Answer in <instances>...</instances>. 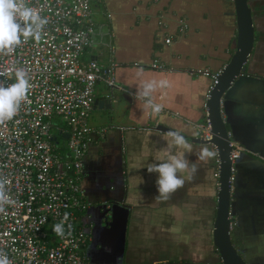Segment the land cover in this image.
<instances>
[{"label": "crops", "instance_id": "obj_1", "mask_svg": "<svg viewBox=\"0 0 264 264\" xmlns=\"http://www.w3.org/2000/svg\"><path fill=\"white\" fill-rule=\"evenodd\" d=\"M91 3L93 44L83 58L105 67L114 64L115 86L97 84L88 117L94 134L83 160L81 188L92 207L81 220L93 227L84 253L92 264H221L212 240L217 156L198 161L195 176L181 173L183 188L163 202L155 200L157 175L149 174L147 166L186 152L169 148L171 137L156 126L198 138L196 125L214 76L236 47L232 0ZM248 4L254 26L246 64L251 77L232 86L222 116L231 145L241 150L231 179L232 240L246 264H264V0ZM153 79L168 81L151 96L163 105L156 115L145 100L134 98L138 87ZM189 143L192 152L185 157L195 162L194 153L204 144Z\"/></svg>", "mask_w": 264, "mask_h": 264}, {"label": "built area", "instance_id": "obj_2", "mask_svg": "<svg viewBox=\"0 0 264 264\" xmlns=\"http://www.w3.org/2000/svg\"><path fill=\"white\" fill-rule=\"evenodd\" d=\"M25 3L47 22L38 39L21 37L11 52L0 51V85L14 83L17 68L31 85L17 114L0 123V177L16 202L0 213V252L11 264H92L84 248L93 224L81 220L92 207L81 188L83 160L94 134L88 117L96 86L114 88V64L83 58L93 44L91 0ZM196 129L198 139L211 138L207 123ZM52 131L66 139L62 148ZM240 152L232 146V163ZM62 220L58 236L52 228Z\"/></svg>", "mask_w": 264, "mask_h": 264}, {"label": "clouds", "instance_id": "obj_3", "mask_svg": "<svg viewBox=\"0 0 264 264\" xmlns=\"http://www.w3.org/2000/svg\"><path fill=\"white\" fill-rule=\"evenodd\" d=\"M46 22L35 9L26 6L25 0H0V51L11 52L15 45L21 43V37L25 41L30 37L38 39L40 29ZM142 71L141 69L140 72ZM4 75H6L5 72H0V76ZM137 75L139 76L140 73ZM30 86L27 73L21 68L15 70L14 83L0 85V123L11 120L17 114L20 104L27 97ZM167 86L168 81L166 79L158 81L153 79L144 82L138 87L134 98L145 100L146 107L151 109L152 115H156L162 111L163 105L154 103L151 96L158 88L163 89ZM166 135L172 139L169 148H183L186 150L185 153L192 152L191 144L180 132L169 130ZM185 153L181 155L170 154L163 162L152 163L147 166L149 174L155 173L157 175L155 183L158 195L155 200L161 202L169 200L185 184L181 173L187 170L192 176H195L199 171L198 161L203 162L217 156V152L211 150L207 145L202 146L194 153L197 158L195 162H190L185 157ZM8 183L10 181L7 178L0 177V213L5 212V205L16 203L6 192L5 186ZM66 219L67 213L65 214ZM65 220L53 225L52 231L58 236L64 234ZM0 264H11L8 256L2 252H0Z\"/></svg>", "mask_w": 264, "mask_h": 264}, {"label": "water", "instance_id": "obj_4", "mask_svg": "<svg viewBox=\"0 0 264 264\" xmlns=\"http://www.w3.org/2000/svg\"><path fill=\"white\" fill-rule=\"evenodd\" d=\"M232 4L237 27L235 51L228 63L223 66L219 73L215 74L214 83L206 98L205 113L199 122L209 125L211 138L208 141H204L198 138L189 139L185 137L191 142L210 145L217 152L218 194L212 240L220 262L221 264H246L235 248L231 236L233 227L230 213L233 173V163L231 161L232 146L229 132L222 116V104L227 99L232 86L238 80L251 77L247 74L246 64L253 49L254 26L248 0H232ZM110 97H113V91H110ZM155 129L163 133L172 130L162 125L156 126Z\"/></svg>", "mask_w": 264, "mask_h": 264}, {"label": "rangeland", "instance_id": "obj_5", "mask_svg": "<svg viewBox=\"0 0 264 264\" xmlns=\"http://www.w3.org/2000/svg\"><path fill=\"white\" fill-rule=\"evenodd\" d=\"M52 134H53V136L57 137V141H58L57 146L58 147H60L61 145H63L65 143V140L60 138L56 132L52 131Z\"/></svg>", "mask_w": 264, "mask_h": 264}, {"label": "trees", "instance_id": "obj_6", "mask_svg": "<svg viewBox=\"0 0 264 264\" xmlns=\"http://www.w3.org/2000/svg\"><path fill=\"white\" fill-rule=\"evenodd\" d=\"M60 138H62V139H63V136H61ZM232 242H233V244H234L235 248L237 249L238 253H239V254H241V253H240V251H241V248H240L239 244L237 243V245H236L234 241H232Z\"/></svg>", "mask_w": 264, "mask_h": 264}]
</instances>
